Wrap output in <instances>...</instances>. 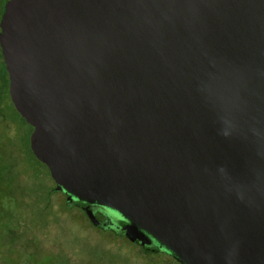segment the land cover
<instances>
[{
	"label": "water",
	"instance_id": "1",
	"mask_svg": "<svg viewBox=\"0 0 264 264\" xmlns=\"http://www.w3.org/2000/svg\"><path fill=\"white\" fill-rule=\"evenodd\" d=\"M30 146L70 206L181 264H264V0H7Z\"/></svg>",
	"mask_w": 264,
	"mask_h": 264
},
{
	"label": "trees",
	"instance_id": "2",
	"mask_svg": "<svg viewBox=\"0 0 264 264\" xmlns=\"http://www.w3.org/2000/svg\"><path fill=\"white\" fill-rule=\"evenodd\" d=\"M6 1L3 0L2 10ZM8 87L9 76L0 47V146L4 151L11 150L10 160L5 155L0 158V162L7 163L0 166V264L6 255L10 260L18 259L22 249L31 254L27 257L28 264H36L44 249L40 251V236L30 235L31 231L40 232L45 226L58 224L60 228H64V214L79 207L70 206L64 198L59 210L54 209V194L63 193L55 192V185L49 184L50 171L35 156L30 146L33 127L14 107ZM7 98L12 111L2 107ZM25 169L32 179L30 183L23 177ZM4 182H7L6 187ZM11 195L14 196V205L9 207L5 204V199ZM56 256L48 257L45 264H66L63 260L64 252H59Z\"/></svg>",
	"mask_w": 264,
	"mask_h": 264
},
{
	"label": "rangeland",
	"instance_id": "3",
	"mask_svg": "<svg viewBox=\"0 0 264 264\" xmlns=\"http://www.w3.org/2000/svg\"><path fill=\"white\" fill-rule=\"evenodd\" d=\"M2 4L3 0H0V13ZM2 107L7 111H12L8 98L4 100ZM3 155L10 160L11 150L6 149L4 151L0 146V158ZM4 164H7L6 161L0 162V166ZM23 177L26 182L30 183L32 180L27 169L24 170ZM49 184L51 186L55 185L51 176ZM6 185L7 182H4L5 187ZM64 198H66L65 195L60 194V192L54 194L53 204L55 210H59ZM13 199L14 196L12 195L7 197L5 204L9 207L13 206ZM64 218L66 219L63 223L64 228H60L58 224L57 226H45L40 232L31 231L30 235L40 236L42 243L39 246L40 251L44 249L36 264H45L48 257H57L56 255L59 252L65 253L63 260L66 264H174L169 258L166 259L168 256L165 257L161 253L144 254L136 244L126 237L118 236L112 231L103 230L92 225L87 215L80 208H73L67 214H64ZM29 256H31L30 252L22 249L18 259L13 258L10 260L6 255L2 259V264H28L27 257Z\"/></svg>",
	"mask_w": 264,
	"mask_h": 264
},
{
	"label": "flooded vegetation",
	"instance_id": "4",
	"mask_svg": "<svg viewBox=\"0 0 264 264\" xmlns=\"http://www.w3.org/2000/svg\"><path fill=\"white\" fill-rule=\"evenodd\" d=\"M107 231H111V230L108 229ZM132 243H133V242H132ZM134 244H136V243H134ZM136 245L139 247L140 251H141L142 253H144V254H148V255H150V254H160V253H161V254H163L165 257L168 256L166 259L169 258L170 260H172V261L174 262V264H181L180 259H182L183 257H182V255L178 254L177 252H175V255L172 254V253H168V252H166V251L146 253L145 250H144V248H143L141 245H139V244H136ZM166 259H165V260H166ZM183 259L187 261L186 258H183ZM188 263L190 264V262H188Z\"/></svg>",
	"mask_w": 264,
	"mask_h": 264
}]
</instances>
